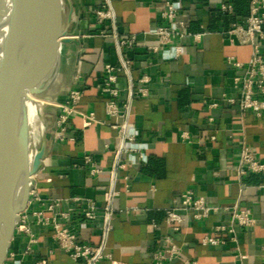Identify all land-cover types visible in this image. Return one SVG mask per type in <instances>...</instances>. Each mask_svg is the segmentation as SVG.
<instances>
[{
    "label": "crops",
    "instance_id": "1",
    "mask_svg": "<svg viewBox=\"0 0 264 264\" xmlns=\"http://www.w3.org/2000/svg\"><path fill=\"white\" fill-rule=\"evenodd\" d=\"M173 1L187 30L205 32L200 41L184 36L179 58L151 33L164 22V0H112L115 18L107 21L95 14L98 0H72L80 26L77 42L63 56L57 88L65 87L58 102L66 101L71 88L83 93L64 132L58 126L63 112L58 102L44 114L48 152L35 176L39 199L27 210L38 240L25 253L26 233L17 230L6 264H36L43 258L48 264H85L62 250L52 225L36 223L32 210L38 207L76 232L79 241L103 245L112 256L101 264H151L167 238L182 251L163 264H184L186 259L197 264H264V173L240 177L237 171L243 144L264 160V113L242 111L228 101L240 97L234 77L244 72L228 58L247 61L253 52L245 31L229 30L247 17L250 0ZM224 2L232 3L231 13L221 11ZM102 30L121 38L138 34L140 41L120 47L112 34L100 35ZM150 45L159 51L151 52ZM125 58L131 64L118 75L121 114L115 117L107 112L108 95L102 91L105 64L121 65ZM143 76L148 81L141 82ZM141 87L147 95L137 94ZM115 123L123 126L122 132ZM188 189L220 210L195 219L180 208ZM90 200L98 206L95 218L85 214ZM108 202L112 210L106 216L101 210ZM236 203L252 209L256 226L236 225L234 233H222L224 242L204 244L202 239L214 234L218 223H231L226 208ZM169 208L184 217L179 229L167 222Z\"/></svg>",
    "mask_w": 264,
    "mask_h": 264
},
{
    "label": "water",
    "instance_id": "2",
    "mask_svg": "<svg viewBox=\"0 0 264 264\" xmlns=\"http://www.w3.org/2000/svg\"><path fill=\"white\" fill-rule=\"evenodd\" d=\"M73 13L72 0H0V264L48 152L45 116L41 112V135L32 128L29 105L36 97L49 105L59 101L63 56L80 26ZM77 55L72 80L80 49Z\"/></svg>",
    "mask_w": 264,
    "mask_h": 264
},
{
    "label": "built area",
    "instance_id": "3",
    "mask_svg": "<svg viewBox=\"0 0 264 264\" xmlns=\"http://www.w3.org/2000/svg\"><path fill=\"white\" fill-rule=\"evenodd\" d=\"M95 14L101 21L111 20L115 18V13L112 8V0H98ZM220 9L223 13H231L233 5L230 2L221 4ZM180 7L173 0H164V8L162 17L164 22L156 26L151 33H154L160 40L162 46H170L175 49V58H179L184 53V46L181 39L184 36L191 37L195 41H200L205 32H195L186 29L184 20L179 17ZM243 30L248 35L249 40L253 45L252 56L247 61L235 59L233 56L228 58L229 63H232L238 68L244 70L242 74L234 77V83L240 90V97L229 98L231 104H237L242 111H252L258 116L264 113V0H250V10L247 17L242 22H235L230 33ZM113 35L117 38L120 47H134L140 41L138 34H133L127 37H120L118 33H111L108 30H102L100 35ZM151 52H158V46H148ZM131 60L123 59V64L116 65L111 62L105 64V80L102 84V91L108 95L107 112L111 116H120V108L117 103L119 96V88L117 86L118 75L124 69L130 67ZM77 77V76H76ZM141 82L148 81L147 76L140 78ZM83 91L79 88H71L65 102L56 103L62 108V113L59 116L58 126L61 131H65V123L69 114L76 112L75 104L81 98ZM137 94L147 95V89L141 87L137 90ZM217 105L216 102L212 103ZM114 126L122 132L120 124L115 123ZM60 133V138L64 139V135ZM186 135V134H184ZM86 161L91 162L89 155L85 156ZM94 172L100 171V168L94 167ZM237 171L240 177H247L255 173H264V160L260 159L256 151L247 144H243L238 151V167ZM39 199L35 185L31 189L30 201L25 211L21 213V218L17 226V230H23L26 233V248L25 253H29L33 249V245L37 242V236L31 229L28 220L27 210L31 207L32 200ZM52 208V205L50 206ZM32 208V207H31ZM180 208L191 212L197 220L207 218L211 213L220 210V206L209 204L205 197L196 194L193 189L184 191L181 195ZM231 214V223H218L215 227V233L206 235L202 241L204 244H219L225 239L222 233L235 232V226L243 228H251L256 226L257 219L253 215L252 209L249 207H241L239 204L226 208ZM112 210L111 204L108 202L101 210L106 216ZM98 212V206L93 200H90V208L85 212L88 218H95ZM32 214L35 221L39 225H52L54 237L59 242L60 247L64 252L69 254L73 259H83L85 264H101V261L112 254L107 252L103 245H94L79 241L76 232L72 231L68 226L61 222L56 216L49 215L46 209L42 207L33 208ZM67 213H62V216H67ZM167 222L174 226L175 229L180 228V224L184 221L183 215L176 208H169L166 211ZM110 228L105 226V230ZM235 239V236L232 237ZM167 245L155 255V260L151 264H163L166 259L176 258L181 254V247L167 238ZM264 251V246H263ZM6 264V263H5ZM36 264H48L47 259H40ZM184 264H197L194 260L186 259Z\"/></svg>",
    "mask_w": 264,
    "mask_h": 264
},
{
    "label": "bare ground",
    "instance_id": "4",
    "mask_svg": "<svg viewBox=\"0 0 264 264\" xmlns=\"http://www.w3.org/2000/svg\"><path fill=\"white\" fill-rule=\"evenodd\" d=\"M45 102H47L45 99L36 97V100L29 105L28 109L32 128L38 130L41 135L44 131V122L41 119V112Z\"/></svg>",
    "mask_w": 264,
    "mask_h": 264
},
{
    "label": "rangeland",
    "instance_id": "5",
    "mask_svg": "<svg viewBox=\"0 0 264 264\" xmlns=\"http://www.w3.org/2000/svg\"><path fill=\"white\" fill-rule=\"evenodd\" d=\"M50 110V105L49 104H44L42 108V113L47 114L48 111Z\"/></svg>",
    "mask_w": 264,
    "mask_h": 264
}]
</instances>
